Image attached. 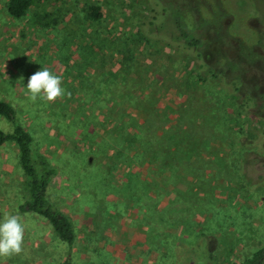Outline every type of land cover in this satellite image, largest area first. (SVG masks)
I'll return each instance as SVG.
<instances>
[{"label":"rangeland","instance_id":"obj_1","mask_svg":"<svg viewBox=\"0 0 264 264\" xmlns=\"http://www.w3.org/2000/svg\"><path fill=\"white\" fill-rule=\"evenodd\" d=\"M156 1L199 49L140 35L155 0H57L19 19L0 0V99L56 168L48 199L75 235L69 252L45 219L20 210L18 151L4 144L0 219L20 215L25 238L0 264H238L264 244V182L254 194L240 186L264 148L243 168L234 138L264 128V0ZM43 68L71 95L31 101L28 78Z\"/></svg>","mask_w":264,"mask_h":264},{"label":"trees","instance_id":"obj_2","mask_svg":"<svg viewBox=\"0 0 264 264\" xmlns=\"http://www.w3.org/2000/svg\"><path fill=\"white\" fill-rule=\"evenodd\" d=\"M51 1L57 0H7V13L12 18L19 19L32 7ZM86 15L91 21L101 19L100 9L94 5L87 6ZM162 17H165L164 21H161ZM184 25L177 13L167 11L155 0L149 15L146 19H141L139 33L152 42L163 41L164 45L178 52L192 54L194 49L202 46L201 41L187 31ZM0 118L12 127L11 132L0 130V146L12 143L18 151V165L23 178L20 190L24 201L20 210L45 219L71 252L75 242L71 221L48 199L50 183L57 174L56 168L47 161L32 135L20 124L15 108L1 99ZM234 138L235 143H238L237 137ZM67 261L64 264H68Z\"/></svg>","mask_w":264,"mask_h":264},{"label":"clouds","instance_id":"obj_3","mask_svg":"<svg viewBox=\"0 0 264 264\" xmlns=\"http://www.w3.org/2000/svg\"><path fill=\"white\" fill-rule=\"evenodd\" d=\"M23 76L20 81H23ZM62 77L48 68L34 72L27 83V94L31 101L37 99L56 102L66 95L70 96L62 86ZM25 238V226L20 215H5L0 219V257L10 258L22 253Z\"/></svg>","mask_w":264,"mask_h":264},{"label":"flooded vegetation","instance_id":"obj_4","mask_svg":"<svg viewBox=\"0 0 264 264\" xmlns=\"http://www.w3.org/2000/svg\"><path fill=\"white\" fill-rule=\"evenodd\" d=\"M261 129L262 130L259 132L258 137H254V138L237 137L238 144L243 145L244 147V148L242 147L244 149L243 151L249 154V156H246V153L243 155L244 159L241 164L243 168L248 167L247 161H246L247 157L255 156L257 158V156L255 155L256 145H260L261 148H264V128H261ZM254 161H256L255 158L251 160V162H254ZM241 165H239L238 167H241ZM256 171H257L256 172L257 176L253 177L254 181L249 180L248 177H245V179L244 180L242 179L243 181L240 182V186L242 187V189L248 190L249 188V191L253 194H254L255 188L259 187L260 183L264 182V159H263V162H260L259 166H256ZM254 197L256 196L254 195ZM228 254L229 252L226 249L223 254L226 260L229 259ZM238 264H264V244L261 247L257 248L256 250H254L248 257L242 258Z\"/></svg>","mask_w":264,"mask_h":264}]
</instances>
